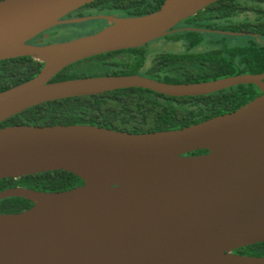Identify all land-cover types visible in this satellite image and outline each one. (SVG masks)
I'll use <instances>...</instances> for the list:
<instances>
[{
	"label": "water",
	"instance_id": "95a60500",
	"mask_svg": "<svg viewBox=\"0 0 264 264\" xmlns=\"http://www.w3.org/2000/svg\"><path fill=\"white\" fill-rule=\"evenodd\" d=\"M95 1L0 0V61L29 57L42 64L31 80L0 92V123L46 102L123 89L183 98L253 85L260 94L231 113L171 131L1 128L0 180L63 171L82 185L0 192V200L32 203L0 214V264H264V257L233 253L264 243V72L185 84L139 75L50 83L78 62L163 38L221 0H164L139 17L65 19ZM93 20L110 25L67 42L29 43ZM201 150L207 153L189 155Z\"/></svg>",
	"mask_w": 264,
	"mask_h": 264
},
{
	"label": "trees",
	"instance_id": "16d2710c",
	"mask_svg": "<svg viewBox=\"0 0 264 264\" xmlns=\"http://www.w3.org/2000/svg\"><path fill=\"white\" fill-rule=\"evenodd\" d=\"M163 1L98 0L80 9L88 11L85 15L93 13L123 18L139 17L155 12ZM85 15L78 14L77 17L81 18ZM235 18L237 20H234ZM220 20L228 22L226 25L216 24ZM92 23H104V21L97 20ZM182 24L193 28L244 31L264 36V0H221L199 11ZM75 26L77 25L56 27L43 33L49 34L47 39L39 35L29 43L37 44L38 40L41 44H48L52 36L59 37ZM96 32L97 30H94L86 36ZM168 35L165 39L183 44L182 51L161 53L155 59L157 61L153 66L158 69L156 74L142 76L167 84H185L264 72V45L252 36L243 38L245 44L234 46L226 45L222 39L221 41L215 39L224 36H204L207 37V47L198 51L197 48L204 42L202 33L183 30ZM147 58L146 49L141 47L103 54L63 69L52 78L50 83L87 77L141 75V69ZM41 67V63L29 57L0 61V92L31 80ZM259 94L260 92L253 85H241L212 94L183 98L167 97L143 89H123L101 95L46 102L3 121L0 123V129L13 126L79 125L97 126L132 134L171 131L231 113ZM206 153L207 151L201 150L189 155ZM81 185V180L72 174L56 171L16 180H0V192L10 188L64 192ZM30 207L32 203L21 198L0 200V214H16ZM233 253L264 257V243L240 248Z\"/></svg>",
	"mask_w": 264,
	"mask_h": 264
},
{
	"label": "flooded vegetation",
	"instance_id": "af4514ba",
	"mask_svg": "<svg viewBox=\"0 0 264 264\" xmlns=\"http://www.w3.org/2000/svg\"><path fill=\"white\" fill-rule=\"evenodd\" d=\"M87 13H88V11H85V10L83 11V10H81L79 8V9L75 10L74 12L70 13L69 15H67L68 17L66 16L65 19L66 18H78L77 17L78 14L85 15ZM92 16H98V15H94L92 13L91 15H85L84 17H92ZM112 17H116V16H112ZM234 20H237V18H235ZM96 21L97 20H93V21H88V22H84V23H89V22L92 23V22H96ZM238 21H243V20H238ZM183 22H181L178 25H176L170 31V33H173V32H176L177 33V32H180V31L182 32L183 30H193V31H197L199 33H202L203 34V37L204 36H208V35L224 36L223 38H221L222 40H224V38H226V37H240V38H245L246 36H252L254 38H257L258 41H259V43H261V44L264 45V36L263 35L262 36H259L257 34H253L251 32H244V31L233 32V31H227V30H221V29H210V28H207V27L193 28V27H187V25L182 24ZM227 22L228 21H226V20H223V21L220 20V21H217L216 24H218V25H226ZM233 22H235V21H233ZM80 24H83V23H80ZM80 24H73V25H80ZM100 24H102L103 27H99L98 29H96L97 31H99V30L107 27L108 25H110V23L109 22H106V21H104V23H100ZM206 38L207 37H204V42H202L203 44L199 48H197L198 51H202L203 49H205L207 47V44H206L207 43V40H206ZM245 43L246 42H245V39H244L239 44H245ZM141 48L146 49V52L148 54V58H147L145 64L143 65V67L141 69V72H140L141 75H139V76H142V75H152L151 73L156 74V72H157L158 69L155 68V67H153V66H154V64L157 61V60L155 61V59L157 58V56L160 55L161 53L166 54V53H176V52H180V50L182 51L183 44L181 42H174L172 40H167V39H165V37H163V38H160L158 40H155V41H153V42H151V43H149V44H147L145 46H141ZM175 48H177V50ZM241 75H243V74H241ZM252 75H258V74H252ZM143 77H145V76H143ZM146 78L152 79L150 77H146ZM152 80H155V79H152ZM155 81H157V80H155Z\"/></svg>",
	"mask_w": 264,
	"mask_h": 264
},
{
	"label": "rangeland",
	"instance_id": "374dc122",
	"mask_svg": "<svg viewBox=\"0 0 264 264\" xmlns=\"http://www.w3.org/2000/svg\"><path fill=\"white\" fill-rule=\"evenodd\" d=\"M99 27H103L100 23H87L86 25L82 26H75L74 29L68 30L67 33L61 34L59 37L52 36L48 41V44H54V43H61V41H70L73 39H76L78 37L86 36L88 33L98 29ZM215 39L220 40L221 38L215 37ZM243 38L240 37H226L224 38L223 43H225L228 46H233L236 44H239L243 41ZM177 50V48H175Z\"/></svg>",
	"mask_w": 264,
	"mask_h": 264
}]
</instances>
